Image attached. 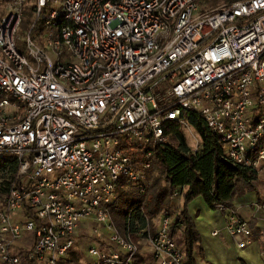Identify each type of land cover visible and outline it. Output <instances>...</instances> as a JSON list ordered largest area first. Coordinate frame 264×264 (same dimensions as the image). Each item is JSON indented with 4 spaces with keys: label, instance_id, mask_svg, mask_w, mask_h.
Wrapping results in <instances>:
<instances>
[{
    "label": "built area",
    "instance_id": "built-area-1",
    "mask_svg": "<svg viewBox=\"0 0 264 264\" xmlns=\"http://www.w3.org/2000/svg\"><path fill=\"white\" fill-rule=\"evenodd\" d=\"M205 1L62 0L46 12L56 33L38 45L33 23L25 55L24 5L39 19L57 0H0V160L17 165L0 204V264H71L89 228L90 264H141L144 241L153 264H187L173 217L133 227V208L121 228L111 211L123 181L146 193L155 161L147 150L137 166L126 148L165 147L166 127L187 125L182 112L200 115L235 165L264 172V0L201 13ZM217 210L249 246L250 224Z\"/></svg>",
    "mask_w": 264,
    "mask_h": 264
},
{
    "label": "trees",
    "instance_id": "trees-1",
    "mask_svg": "<svg viewBox=\"0 0 264 264\" xmlns=\"http://www.w3.org/2000/svg\"><path fill=\"white\" fill-rule=\"evenodd\" d=\"M182 118L199 137L198 150L192 152L185 142L181 125L175 123L166 127L169 143L165 147L154 146L145 150L127 147V152L136 160L137 166L144 160L147 150L154 152L155 169L164 177L167 188H158L155 182L151 186V192L139 197V187L132 186V193L127 194L123 181L111 211L115 222L122 228L129 211L137 208L132 226L137 224L139 228H144L146 219L152 220L162 212L171 216L170 203L175 193L185 190L184 210L176 219L182 229L177 244L185 253V262L197 264L196 256H202L201 238L187 210L188 205L196 198L202 197L212 209H217L218 206L232 208L235 200L253 190V184L258 180L259 174L251 168L235 165L224 152L219 137L207 127L200 115L182 112ZM4 172H7V177L0 183V199L9 192L15 180L16 163L7 161L5 166L0 167V173Z\"/></svg>",
    "mask_w": 264,
    "mask_h": 264
},
{
    "label": "crops",
    "instance_id": "crops-1",
    "mask_svg": "<svg viewBox=\"0 0 264 264\" xmlns=\"http://www.w3.org/2000/svg\"><path fill=\"white\" fill-rule=\"evenodd\" d=\"M253 185V190L235 200L232 207L252 228L251 244L245 249H240L226 230V213L212 209L202 197L188 205L187 210L201 238L202 256H196L197 264H264V211L260 207L264 202V172ZM184 191L179 190L174 199L177 217L184 210ZM177 230H182L180 225ZM217 230L219 235L214 236Z\"/></svg>",
    "mask_w": 264,
    "mask_h": 264
},
{
    "label": "rangeland",
    "instance_id": "rangeland-1",
    "mask_svg": "<svg viewBox=\"0 0 264 264\" xmlns=\"http://www.w3.org/2000/svg\"><path fill=\"white\" fill-rule=\"evenodd\" d=\"M62 0H57L56 3H49V5L47 6V8H45L42 11V15L41 18L37 19V13L36 10L34 8V6L32 4H30V2H27L24 5V17H23V21H22V25L18 31V36L19 39L17 40V46L18 49L25 55H27V44L24 41L25 38H27L28 36V32L30 31L31 25L35 22H37V25L34 29V31L32 32V37L35 40V42L38 45L43 46V38L46 34L50 33L51 31H54L56 33V30L52 29L51 27L46 25V20H47V16H46V12L50 11V10H60V4H61ZM219 4V2L212 0V1H205V2H201L199 5V10L201 13H204L212 8L217 7ZM3 10H4V5L0 2V17L3 16ZM63 62L65 63L66 61L63 60ZM181 132L184 135V139L185 142L187 144V146L189 148H192L193 146H195L196 140H198L200 142L199 137L197 136V134L195 133V131L187 124V125H181ZM14 157L11 155H5V157L0 160V167H3L6 165L7 161H14ZM6 174L7 172L4 173H0V183L3 182L6 179ZM155 182H157V187L161 188V189H166L167 188V184L164 180V177L155 169V165H152L151 170L148 173L147 176V181H146V185H147V190L146 193L144 195H140L139 197H143L147 194V192H151L152 191V185L155 184ZM157 188V189H158ZM133 190V187L130 185H127L124 187V191L127 192V194H131ZM127 197V196H126ZM148 198L150 199L151 196L149 195ZM175 199V197H174ZM174 199L171 201L170 206H171V210H172V214L171 217L176 218L177 214H176V210L173 206V203L175 202ZM2 199H0V204H1ZM164 213H160L159 215H157L155 218H153L152 220V225L153 224H157L158 223V217L163 215ZM179 217V216H178ZM177 217V218H178ZM176 220V219H175ZM86 231V230H84ZM84 231H80V235L82 233H84ZM91 229L89 228L87 233H85V236H77V246L75 247V249L73 250V253L71 255V264H90L91 262V257L88 253L89 247L92 246V244L94 243V236L91 235ZM175 242L178 243L181 235L179 233V230H175L173 233ZM145 241L142 242V247H143V253L141 255V264H153V262L151 261L147 248V245H145ZM179 246V244H177ZM180 248V246H179ZM148 252V253H147Z\"/></svg>",
    "mask_w": 264,
    "mask_h": 264
}]
</instances>
